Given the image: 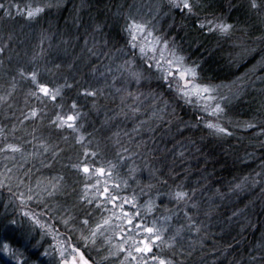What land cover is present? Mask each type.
Segmentation results:
<instances>
[{"label": "trees", "instance_id": "trees-1", "mask_svg": "<svg viewBox=\"0 0 264 264\" xmlns=\"http://www.w3.org/2000/svg\"><path fill=\"white\" fill-rule=\"evenodd\" d=\"M29 2L42 9L31 18L16 10ZM190 2L192 13L170 8L168 0H0L12 6L11 15L0 9V48L4 49L0 90L15 88L14 103L0 106V121L7 123L15 114L24 126L19 135L27 130L29 137L48 141L45 155L39 151V158L28 164H41L37 173L56 185L41 207L54 234L75 244L94 264L107 263L103 243L100 239L85 243L81 234L88 236L91 225L104 214L101 199L87 193L93 176L83 172L85 162L90 170L107 169L111 162L116 166L112 170L116 183L123 185L117 178L126 180V191L135 192L141 200L157 201L153 214L163 216L167 228L166 243L160 249L174 264H264V151L260 144L264 137V70L260 68L264 0H257L259 8H253L251 0ZM129 15L150 20L155 31L169 39L170 47L174 38L178 54L188 64L200 65L201 76L224 86L220 94L230 102L223 105L225 111L219 117L205 113L198 101L186 103L173 81L169 89V82L157 79L160 73L145 68L138 50L135 58L125 54L129 50L124 26ZM213 19L233 25L230 34L200 28ZM120 48L124 51H117ZM126 60L134 62L125 65ZM21 70L36 71L40 82L61 87L59 97L39 102L27 95L31 81L21 76ZM133 72L151 79L137 84ZM85 88L97 95H84ZM128 92L139 100L128 97ZM73 102L76 109L71 107ZM30 106L38 109L34 120L21 114ZM66 113H79L78 132L59 126L57 117ZM208 121L236 132L213 134L206 127ZM249 124L253 127L241 129ZM92 152L97 155L93 157ZM28 165L24 171H31ZM177 190L189 195L194 190L195 195L187 204L177 202L173 198ZM12 201H0L1 223L8 226L11 218L6 212L17 215L19 210L22 220L23 212L32 206L29 202L17 207ZM186 214L195 220L199 232L189 228ZM65 218H71L68 224ZM28 220L23 229L19 223L17 238L26 239L33 253L35 246L41 249L39 239L44 236L38 237Z\"/></svg>", "mask_w": 264, "mask_h": 264}, {"label": "snow or ice", "instance_id": "snow-or-ice-1", "mask_svg": "<svg viewBox=\"0 0 264 264\" xmlns=\"http://www.w3.org/2000/svg\"><path fill=\"white\" fill-rule=\"evenodd\" d=\"M168 5L170 8L182 9L187 10V12L192 13L194 5L190 0H168ZM251 6L253 8H259L261 5L257 3V0H251ZM11 5H6L4 3H0V9L5 10L6 15H11L10 8ZM18 7V6H17ZM42 11V9L37 8L35 12L27 11V16L29 18L33 17L35 13ZM208 28L209 32L219 31L222 34L228 35L230 34L233 25L219 22L217 23L216 20H207L206 23H201L200 28L203 29L204 27ZM154 25L150 20H144L143 18L137 19L134 15L127 16L125 20L124 31L127 33L125 37V46L128 48V53L126 55L131 54L134 58L136 57L137 50L139 57L144 58L145 68L151 72L153 69L156 72L160 73L161 75L157 77V79H162L164 81L169 82L168 88H172L171 81L176 82V93L184 99V101L188 104H192L193 99L198 100L201 102L202 110L207 113L209 108H211V115L215 117H219L225 111L223 105L230 102L228 97L220 94V86L213 84L210 80L206 79L205 77L201 76L200 74V65L196 63H192L191 65L186 62V57L183 55L178 54L174 38L172 40V47H170L169 39L161 34L156 35L154 32ZM4 49L0 48V52H3ZM117 51L123 52L124 49L120 48ZM151 54V55H149ZM134 60L128 61L126 60L124 63L125 65L129 63H133ZM255 68V66H254ZM261 70H264V59L260 62ZM21 76H28L30 77L33 85L36 88V91L31 93L32 95H39L43 93L44 96L51 98L52 100L56 99V96L60 93V89L56 88L52 90L48 87L47 84L40 83L38 80V73L36 71H32L30 73L25 74L23 70H21ZM133 79H135L136 83L139 84L142 79H151V77L145 76L143 72H133L132 73ZM84 95L86 96H93L97 95V91H89L87 88L84 89ZM128 97H133L134 100H139V96H134L133 93L128 92ZM72 109H76L75 102L71 105ZM134 112L139 111L138 108L132 109ZM32 116H35L36 110L33 109L30 113ZM79 113L75 115H67L65 116H58L57 120L59 121V126L64 127L67 125L68 128H72L75 131H79L76 128V120L78 118ZM27 119V117H25ZM202 119V118H198ZM143 123V122H142ZM248 127H253V125L249 124ZM206 127L209 129L214 130L213 134L222 133L226 135H231L227 128L221 127L218 124H214L211 121L206 122ZM135 131V129H134ZM0 135H3V130L0 129ZM80 141L82 142L84 137L80 136ZM4 151H11L12 153L20 152L22 153L23 150L20 145L18 144H7L4 148H0V152ZM125 151H127L125 149ZM89 153L85 152V156ZM91 155L94 157L97 153L92 152ZM14 159L15 157H11ZM74 168H79V164H74ZM116 166L111 162L108 163L107 169L105 167L100 168H93L90 170L88 164L85 162L83 164V172L84 173H95L98 174L97 178V185L101 183L99 177H108V180L104 181V186L102 190L97 188V193L100 196H105L108 199L109 203H112L115 208H118L120 211L117 214L113 211V217H115L120 223L117 227L120 228L122 233L127 232L126 235L121 236V244L118 247V252H125V260L131 258L132 260H136V257L139 256L141 259L136 260V264H174L171 259H167L162 255H157L153 252L154 245L159 246L161 244H165L166 241L164 239V235L167 232L166 227H158L157 221L152 220L150 221L151 227L145 223L144 217L141 216L140 209L136 203L135 197L128 198L127 196H117L110 193L109 190V181H111V187L113 189H120L121 184L116 183L114 179H112L113 172L112 170ZM12 169L6 168V171L0 173V188L5 186V181L11 182L14 177L9 176L8 173H11ZM29 176V172H24L22 176L15 177L18 181V186H23L27 190V195L24 192H18V198L21 203H25L27 200H31L33 198V189L29 186L28 183L25 182V177ZM51 183V182H50ZM125 188H127V181H122ZM53 189L56 188L55 184L51 185ZM86 187H88L86 185ZM92 187H96L93 185ZM239 187V185H237ZM37 188H39V183L37 184ZM177 188L179 189L180 186L178 185ZM9 191H11V186H9ZM47 191V189H45ZM39 195V193H36ZM47 194L49 196L52 195V192L48 191ZM195 195V191L193 190L192 195H189L186 191L177 190L173 194V198L177 202H185L187 204L188 201L192 199V196ZM117 201H120L117 203ZM91 203V200H89ZM131 205L133 207L132 212H125L124 206ZM193 208L196 207L195 204L192 205ZM152 206L151 204L145 205V212H151ZM25 216L30 217V219L37 225L44 227L41 224L40 220L37 216L30 212H24ZM187 216V214H186ZM71 218H69L70 220ZM165 219H170L167 217ZM189 221V228H195L197 232L200 231V227L196 224L195 220L191 216H187ZM69 220H64L65 224L69 223ZM112 220V217L104 220V225H109ZM136 221V223H134ZM10 223L15 224L16 221H10ZM85 224L88 223L87 220L84 221ZM102 225L97 224L96 229L92 230L90 235L84 236L83 233L81 234V240L85 243L91 242L95 243V237L98 231H100ZM180 230H177L176 235H179ZM143 236L142 239H136L135 236L141 235ZM171 242L167 243V247H173V243L176 240V236H172L169 238ZM129 245L127 248L124 245ZM71 253L68 252V249L61 246L59 250L60 254V264H90L84 257V253L79 249L76 248L75 245H70ZM44 255H48L49 253L45 252ZM135 254V255H134ZM151 254V255H149ZM147 256V259L144 257ZM251 259L255 260V257ZM0 261L2 264H12L15 261V264H28V260L24 257V253L17 247L13 246V241L10 240L8 237L4 235H0ZM35 264V262H33Z\"/></svg>", "mask_w": 264, "mask_h": 264}, {"label": "rangeland", "instance_id": "rangeland-1", "mask_svg": "<svg viewBox=\"0 0 264 264\" xmlns=\"http://www.w3.org/2000/svg\"><path fill=\"white\" fill-rule=\"evenodd\" d=\"M39 5H36L34 3H30L29 5L23 6V7H16V10L19 11H23L25 12V14L27 13V11H33L35 12V10L37 8L41 9V7H38ZM37 13H35L34 15H36ZM139 19V18H137ZM156 35H159L155 29H153ZM151 55V54H149ZM191 65V63H189ZM27 74V73H25ZM26 79L30 77L25 76ZM39 79V77H38ZM31 81V79L29 80ZM175 84V88H176V82L173 81ZM42 83V82H40ZM44 83V82H43ZM215 85H218L215 83ZM29 89L26 91V94L35 97L36 99H38L39 102H42L44 100H48L49 97H46L43 95V93H40L38 96L37 95H32L31 93L36 91L35 86L33 85L32 81L29 83ZM220 89L219 91H221L224 86L223 85H219ZM50 89L55 90L56 88H59L61 90V87L59 86H48ZM15 91V88L12 87L10 90L9 89H5L3 88L2 90H0V106L4 105V104H9L12 105V103H14L11 100L12 97V93ZM59 95V94H58ZM56 96L59 97V96ZM10 102H9V101ZM50 102H54V100H52L51 98L48 100ZM193 101H198L193 99ZM45 102V101H44ZM200 104L201 102L198 101ZM32 107V108H31ZM35 109L36 113H37V108L34 106H30L27 109H22L21 114H23L25 117H27L28 119H35V116H32L30 113L32 112V110ZM209 111L211 112V108H209ZM58 115H62L61 113H58ZM67 115H75L73 113H66L63 116H67ZM77 124V120L75 122ZM214 124H218V123H214ZM220 126V124H218ZM67 126V125H65ZM24 127L20 121L17 119V116L15 114H11L8 117L7 123H3L2 121H0V129L3 130V135H0V148H4L5 145L7 144H18L21 146L23 152H17V153H12L11 151H4V152H0V173H3L6 171V168H10L12 169L11 173H8L9 176L14 177V179L11 182L5 181V186L3 188H0V194L7 191L8 194H6L5 192V197H9V199H7L5 202L8 203L11 199L13 201H16L18 203L17 207L20 206H24L26 205V203L31 202L32 206L30 209L25 210L24 212H30L33 213L37 216V218L40 220L41 224L44 225V227H41L40 225L35 224L29 217L28 222L32 225L31 227L36 231L38 230L39 234L38 237H40L39 235H43V239L41 240L42 242H44V239L46 238H50L51 241L50 242H44L46 245H44L42 247V251L40 253L35 252L32 253L29 250H26L24 248L25 245H27V242L24 240V244H22V248H20L17 244L13 243L14 247L19 248L23 253H24V257L27 258L28 260V264H33V262H35V264H59L60 263V254H59V250L60 247L63 246L66 249H68V252L66 253V256L68 255V253H71V248L69 247L70 245H75L73 243H71L70 241H67L68 239H66L65 241L62 240L61 238L63 237L62 235H58L56 236L54 234L53 227L49 221V219L45 216L46 215V211L42 209L41 205L43 203V199L46 198L48 196L47 192L52 190V186L51 184H53L52 180H50V178L44 176L41 172L37 173V171H40L42 169L41 164H32V165H28L32 159L34 158H39V151L45 155V153H43L46 150V146H47V142L45 140H42L38 137H29V134L27 133V130H25V133L22 135H19V129ZM222 127V126H221ZM73 131H75L73 129ZM230 133H234L236 131H229ZM258 135V134H257ZM260 136V135H258ZM42 140V141H41ZM260 144L262 145V150L264 151V137L260 139ZM49 150H54V148H48ZM15 157L14 159H12L11 157ZM28 165V167H31V171L27 170V172H29V176L25 177V182L29 184V186L33 189V198L31 200H27L25 203H21L19 202V198L17 193L18 192H24L25 195H27V190L23 187V186H18V181L15 179V177H19L22 176L25 170V167ZM90 175L93 176V179L91 180V183L89 185H87L88 187H86L87 189V193L90 196L93 197H97L100 200L99 203V207H101L102 211H103V218L100 222H97L93 225H91L89 234L91 233L92 230L96 229V225L97 224H101L102 227L100 229V231L97 232L95 240L96 239H100V241L103 243L101 245H103V250L104 253L106 254V258H103L104 261H106V264H136V260H140L141 258L139 256L136 257V260H132L131 258L125 260V256L126 253L125 252H118V247L121 244V236L122 235H126L127 232L125 230L124 233H122L120 231V228L117 227V225H119V221L113 217V211H115L117 214L119 213V209L115 208V206L112 203L108 202L107 197L105 196H100L97 193V188H100L102 190L103 186H104V181L108 180L107 177H99L101 183L99 185H97V178H98V174L92 173L90 172ZM258 177H251V180H255ZM0 179H3V177H0ZM119 182L121 179L117 178ZM51 182V183H50ZM39 183V188H37V184ZM250 183V181H249ZM93 185H96V187H92ZM9 186H11V191H9ZM109 186V190L111 194L117 195V196H127L128 198H133L135 197L136 203L140 209L141 212V216L144 217V221L146 224H148V226H152L150 221L155 220L157 221V226L158 227H165V223H164V217L161 216L160 214H153L154 210L156 209V204L157 201L153 200L152 198H148V200H141L136 196L135 192H129L126 191L127 188L124 187V185L121 184V188L120 189H113L111 187V182H109L108 184ZM45 189H47V191H45ZM36 193H39V195H37ZM11 198V199H10ZM120 201H117V203H119ZM151 204L152 206V211L151 212H145V205ZM36 207V208H34ZM18 214H17V218L16 220H18L19 217V210ZM124 211L125 212H132L133 211V207L131 205H125L124 206ZM23 212V213H24ZM51 212H53V210H51ZM12 216L10 217L11 219L15 218L16 215L13 213L11 214ZM109 217H112V220L110 222L109 225H104V220L108 219ZM22 220L24 218H26L24 215L21 217ZM28 218V216H27ZM27 218L24 220L26 221ZM66 220V218L64 219ZM134 223H136V221H134ZM17 226L19 227V223L17 224ZM21 228L23 229V225H20ZM0 227H2L1 229H7V225H5V223H1ZM1 235L6 236V231L4 230L2 232ZM7 237V236H6ZM37 237V238H38ZM136 239H142L143 236L138 235L135 236ZM164 239L166 241V237L164 235ZM97 242V241H96ZM129 245L125 244L124 247L127 248ZM76 247V245H75ZM35 249L36 246L34 247ZM106 250V251H105ZM49 253L48 255H44L43 253ZM83 252V251H82ZM153 252L157 255H162L163 253L161 252L160 249V245L156 246L154 245L153 247ZM135 255V254H134ZM151 255V254H149ZM84 257L87 259V257L84 254ZM148 257L145 256L144 259H147ZM167 259H170V257H165ZM88 261H90L89 259H87ZM226 260H224L225 262ZM0 264H2V261H0ZM12 264H15V261L12 262ZM90 264H94L92 261H90ZM150 264V262H149Z\"/></svg>", "mask_w": 264, "mask_h": 264}]
</instances>
